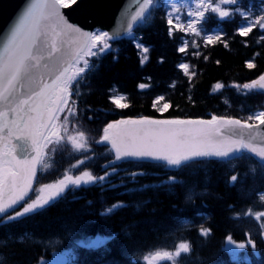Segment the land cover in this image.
I'll return each mask as SVG.
<instances>
[{
  "label": "trees",
  "instance_id": "trees-1",
  "mask_svg": "<svg viewBox=\"0 0 264 264\" xmlns=\"http://www.w3.org/2000/svg\"><path fill=\"white\" fill-rule=\"evenodd\" d=\"M159 3L161 7L151 9L152 18L137 28L138 36L149 51L144 53L138 49L131 38L119 39L112 45L119 49L118 60H113L115 53L104 55L96 61L101 65L99 70L79 86L80 113L73 124L86 133L91 148L86 155L92 159L86 161L83 169L95 174H103L102 166L111 158L106 153L107 147L94 142L111 121L126 117L182 119L213 115L245 120L264 109V93L244 94L235 87L264 73V40L260 39L264 31L257 27L248 36H240L241 16L234 13L222 20L221 30L215 34L221 35V40L215 44L207 45L205 36L180 31L174 26L169 35L168 10L163 7L165 0ZM215 15L206 13L204 33L218 25ZM184 43L186 50L180 52ZM144 56L148 59L142 65L140 61ZM184 59L191 64L187 74L179 67ZM248 61L256 67L248 68ZM140 84L147 86L141 89ZM217 84L223 87L216 89ZM114 85L127 94V108H116L109 99V90ZM160 95L164 98L161 103L156 100ZM165 103L170 107L159 111ZM70 134H73L72 125ZM84 156L85 153L75 152L70 144L60 146L54 155L53 167L41 177L40 184L62 178L65 171L71 172V165ZM252 161L254 157L245 153L231 162L208 158L179 169L147 160L122 162L116 165L117 173L110 176L111 183L85 185L74 193L69 192L66 199L42 214L21 218L0 228V241L7 240V244H0V252L5 256L2 264H37L41 259L47 262L51 258L52 251L44 244L33 239L25 247L14 239L24 233L39 239L63 236L70 231L85 232L89 236H114L100 249L82 248L70 264H147L143 257L154 247L164 245L182 218L198 217V209L210 215L205 226L211 229L210 235L202 236L200 228L180 233L190 235L191 256L219 261L229 256L226 237L230 232L242 231L234 217L237 208L250 202L238 182L233 186L229 180L232 175H243ZM131 172L145 175L133 181ZM170 176L175 177L177 183H167ZM252 181L257 184L262 179ZM144 185L150 187L144 188ZM193 185H205L209 193L203 199L198 196L187 202L185 194ZM117 202L125 206L110 215H102L104 209ZM183 238L188 239L185 235ZM253 238L260 255L257 257L249 248L251 260L237 264H264V239Z\"/></svg>",
  "mask_w": 264,
  "mask_h": 264
},
{
  "label": "snow or ice",
  "instance_id": "snow-or-ice-1",
  "mask_svg": "<svg viewBox=\"0 0 264 264\" xmlns=\"http://www.w3.org/2000/svg\"><path fill=\"white\" fill-rule=\"evenodd\" d=\"M77 3L78 0H26L14 22L0 33V228L19 222L21 218L42 214L66 199L69 192L106 181L117 173L116 163L119 161H160L167 167L179 169L202 159L214 157L231 162L250 153L264 168V129L261 128L264 126V111L245 120L215 115L210 120L140 117L107 123L103 135L94 141L114 154V159L102 166L103 175H94L90 170L72 175L66 170L62 178L55 182L40 184L41 177L51 167V157L65 143L70 144L75 152L85 153L84 159L77 160L71 169H79L92 159L86 155L91 151L86 133L72 124L73 134H70L69 125L78 115L76 101L72 97L79 98L81 82L99 70L101 65L96 61L112 53H115L113 60H118L119 49L112 45L122 34L133 38L135 46L144 53L149 51L143 46L142 38L134 36L133 27L151 19L154 6L161 7L159 0H138V7L130 20L121 18L119 27L109 32L84 30L70 22L62 10L71 9ZM195 3L198 9L203 10L189 13L195 18L188 19L187 29L197 35L202 31L198 25L203 24L209 10L221 20L232 16L234 13L225 7L227 5L237 6L234 12L244 19V24L238 28L240 36H248L257 27L264 30V14L252 19L251 5L246 11H241V0H219L218 3L195 0ZM163 7H167V3ZM260 8L264 11V2ZM173 11H176L174 4ZM167 24L169 35H172L173 26L180 31L187 30L183 24L173 25L172 15H168ZM204 38L207 45H212L221 40V35L208 34ZM260 39L264 40V36ZM185 50L186 46L179 48L180 52ZM147 59L144 56L141 64ZM179 67L187 74L189 65L180 64ZM247 67L251 69L256 65L248 61ZM146 86L139 85L141 89ZM215 87L220 89L223 85ZM235 87L242 89L244 94L264 93V73L249 83ZM109 99L116 108L129 106L122 102L125 99L123 95H110ZM169 107L165 103L159 111H166ZM61 114H64L63 118ZM251 120L256 123H249ZM250 172L254 176L255 167H250ZM129 175L135 181L137 176L145 173L131 172ZM238 179V175H232L229 184L234 186ZM167 183L175 184L177 180L170 176ZM259 199L264 201V192L259 193ZM124 206L123 202L114 203L104 209L102 215H110ZM245 215H253L260 221L264 218V211L253 213L248 209ZM260 228L264 229V223L260 224ZM210 233V228H200L202 236L207 237ZM261 235L264 236V232ZM113 238V235L100 236L80 239L75 243L86 249H99ZM14 239L27 247L34 237L31 233H24ZM226 240L228 245L233 246L228 248L232 261L241 259V251L243 259L247 260L249 248L259 256L256 241L250 235L242 242L235 241L231 234ZM0 244H7V240L0 241ZM191 251V244L184 241L174 251H156L143 259L147 264L162 260L178 264L182 254ZM38 264H43L42 259Z\"/></svg>",
  "mask_w": 264,
  "mask_h": 264
},
{
  "label": "rangeland",
  "instance_id": "rangeland-1",
  "mask_svg": "<svg viewBox=\"0 0 264 264\" xmlns=\"http://www.w3.org/2000/svg\"><path fill=\"white\" fill-rule=\"evenodd\" d=\"M170 5H175V6H180L181 10L176 13V18L179 17V19H176L178 24H183L185 29H187V21L188 19H194L195 17H190L189 13L194 12V11H198L201 9H198L196 7V3L195 0H168ZM250 5H251V18L254 19L256 16L261 15L260 11H258L261 5V0H250ZM258 2V3H255ZM241 11H246L247 9H245L244 7H242L240 5ZM259 8V9H258ZM184 14H187V17H184ZM199 28V25H198ZM190 30V29H187ZM191 31V30H190ZM183 64H187V63H183ZM122 95L121 93L117 92L116 90H114V95L113 96H119ZM254 167L256 169V172L259 171L258 170V166L256 164H254ZM264 170V168H262ZM264 173V171H263ZM240 188L241 191L244 192L243 194L248 195L249 191L246 192V186H245V180L242 179L241 183H240ZM208 191H203V194L207 195ZM257 203H261L264 204V201H259V199H257V197L254 196L253 193H251L250 195V202L246 205H242L240 207H238L237 209H241L242 213L239 217L238 224L240 225V229H242V231H240V233L238 232V238L234 237L235 240L238 242L240 240H243L245 238L244 235H246L245 233V229L246 228H251L253 231L258 232L260 231V234L262 232H264V229L260 228V224L262 223L261 220L257 221L255 219V217L253 215H245V211L250 209V208H254L256 206ZM258 211H264V210H258ZM192 222L189 220H183L180 224V226H188L190 225ZM237 236V234H235ZM80 239H93V238H89L87 236L83 234L76 236L75 232H71V233H67L65 237H54L51 239H39L40 241L44 242L48 247H52L55 248V254L53 256L54 260L53 263L54 264H62L63 261L66 259V262L68 261V257L69 256H73L75 254V250L78 249L80 246H78L75 242L77 240ZM34 240H38L37 238H34ZM181 242H176L172 243V248L168 249V250H164V251H174L175 247L178 246ZM233 247L231 245H228V248ZM156 251H163V250H156ZM155 251V252H156ZM236 251H241V250H236ZM242 252V251H241ZM0 256H2L3 258L0 259V263L2 262V260L4 259V255L3 253L0 252ZM163 261V260H162ZM159 262H154V264H158ZM169 264H172L171 261H168ZM178 264H218V261H210L209 259H202V258H195V257H191L187 254H182V256L179 258Z\"/></svg>",
  "mask_w": 264,
  "mask_h": 264
},
{
  "label": "water",
  "instance_id": "water-1",
  "mask_svg": "<svg viewBox=\"0 0 264 264\" xmlns=\"http://www.w3.org/2000/svg\"><path fill=\"white\" fill-rule=\"evenodd\" d=\"M25 3L26 0H0V33L14 22ZM137 7L138 0H78L71 9L62 11L84 30L100 28L111 32L119 27L121 18L130 20Z\"/></svg>",
  "mask_w": 264,
  "mask_h": 264
}]
</instances>
